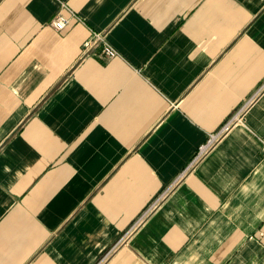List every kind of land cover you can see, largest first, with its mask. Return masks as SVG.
<instances>
[{
  "label": "crops",
  "instance_id": "1",
  "mask_svg": "<svg viewBox=\"0 0 264 264\" xmlns=\"http://www.w3.org/2000/svg\"><path fill=\"white\" fill-rule=\"evenodd\" d=\"M263 225L264 0H0V264H264Z\"/></svg>",
  "mask_w": 264,
  "mask_h": 264
},
{
  "label": "built area",
  "instance_id": "2",
  "mask_svg": "<svg viewBox=\"0 0 264 264\" xmlns=\"http://www.w3.org/2000/svg\"><path fill=\"white\" fill-rule=\"evenodd\" d=\"M52 23L57 30H64L69 23V19L66 16L60 14L53 20ZM91 44L92 42H88L86 46L89 47ZM103 53L105 54V56H108L110 58L117 56L116 50L107 43L103 46ZM251 104V101L245 103L230 119L224 122L216 132L209 134L206 141L199 146L188 166V169L192 168L200 160H202L234 124H236L237 122H242L244 120ZM257 237L260 240L264 241V225L258 230Z\"/></svg>",
  "mask_w": 264,
  "mask_h": 264
}]
</instances>
